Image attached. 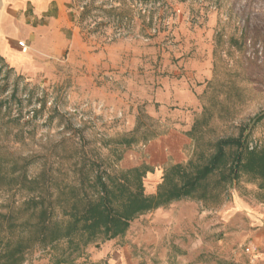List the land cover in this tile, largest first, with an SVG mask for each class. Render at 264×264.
Returning a JSON list of instances; mask_svg holds the SVG:
<instances>
[{
    "label": "rangeland",
    "instance_id": "1",
    "mask_svg": "<svg viewBox=\"0 0 264 264\" xmlns=\"http://www.w3.org/2000/svg\"><path fill=\"white\" fill-rule=\"evenodd\" d=\"M65 5L75 29L63 30L59 57L25 70L0 60V239L29 241L37 230L25 209L32 185L14 171L26 158L28 178L51 168L59 183L81 177L82 158L112 173L145 164L144 192L154 194L172 155L201 161L214 141L241 131L249 146L264 147V0ZM134 130L137 143L115 161L118 139ZM171 132L182 135V147L178 136L163 137ZM163 142L169 158L151 167L147 148ZM260 184L243 176L219 204L171 202L79 254L65 239L33 241L21 264H264L249 245L258 221L235 208L241 202L264 213ZM4 214L16 219L11 231Z\"/></svg>",
    "mask_w": 264,
    "mask_h": 264
},
{
    "label": "trees",
    "instance_id": "2",
    "mask_svg": "<svg viewBox=\"0 0 264 264\" xmlns=\"http://www.w3.org/2000/svg\"><path fill=\"white\" fill-rule=\"evenodd\" d=\"M135 132L118 139L113 148L115 161L121 160L124 151L137 143ZM20 135L17 132L16 137ZM147 140L148 137L143 138ZM211 146L212 152L201 161L190 158L185 163L170 164L154 194L144 192L143 179L150 170L145 164L112 173L100 170L96 160L82 158L81 177L59 183L51 168L28 178L25 168L31 159L22 160L20 165L15 162L14 171L22 172L20 183L32 185L25 209L37 218L34 225L37 230L31 233L34 238L29 241L12 243L0 239V264H21L33 241L47 245L65 239L70 253L79 254L89 243L123 235L137 216L174 201L212 200L219 204L223 192L243 176L259 179L260 187L264 186V147L249 146L242 131L237 137L219 138ZM74 181L78 183L73 184ZM54 188L56 193L52 191ZM2 217L11 231L16 219L6 214Z\"/></svg>",
    "mask_w": 264,
    "mask_h": 264
},
{
    "label": "crops",
    "instance_id": "3",
    "mask_svg": "<svg viewBox=\"0 0 264 264\" xmlns=\"http://www.w3.org/2000/svg\"><path fill=\"white\" fill-rule=\"evenodd\" d=\"M65 3L66 0H0V58L9 66L25 70L38 66L39 60L45 57H59L63 50V30L75 29ZM19 41L25 42V48L18 45ZM173 136H178L181 142L176 147H182L185 142L181 134L171 132L163 137L168 140ZM168 145L163 142L159 149L148 146L147 163L151 167L161 166L169 158L165 151L169 149ZM171 159L173 163L182 162L180 155H172ZM159 175L157 169L149 172L150 179ZM235 208L258 221L260 226L249 245L264 254V213L257 208L245 207L241 202H237ZM112 264L122 262L113 258Z\"/></svg>",
    "mask_w": 264,
    "mask_h": 264
},
{
    "label": "built area",
    "instance_id": "4",
    "mask_svg": "<svg viewBox=\"0 0 264 264\" xmlns=\"http://www.w3.org/2000/svg\"><path fill=\"white\" fill-rule=\"evenodd\" d=\"M18 45L22 48H25V43L23 41H19L18 42Z\"/></svg>",
    "mask_w": 264,
    "mask_h": 264
}]
</instances>
